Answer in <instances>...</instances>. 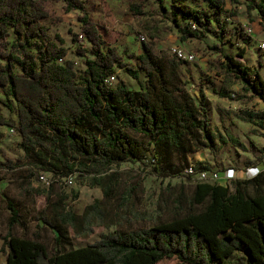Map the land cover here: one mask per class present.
<instances>
[{"label":"trees","instance_id":"16d2710c","mask_svg":"<svg viewBox=\"0 0 264 264\" xmlns=\"http://www.w3.org/2000/svg\"><path fill=\"white\" fill-rule=\"evenodd\" d=\"M153 1L161 19L177 29L183 42L212 35L223 44L229 33V39L242 40L244 46L236 54L224 53L219 44L212 46L225 58L222 85L214 92L231 100L257 98L264 103V76L245 61L251 35L238 26L230 32L218 16L227 12L224 0ZM246 1L249 12H258L264 29V0ZM51 2H62L66 13L80 12L86 38L77 48L85 63L81 72L68 58L63 38H52L45 24L46 19H62L51 13ZM102 3L104 21L97 22L86 0H0V91L5 96H0V125L17 132L23 151L19 166L26 167L29 178L41 172L54 178L48 205L36 210L30 236L16 231L17 226L26 228L28 221L18 202L7 197L10 216L0 235L6 264H157L164 259H177L175 264H229L236 252L247 264H264V168L227 184L200 180L189 201L179 200L170 218L160 215L146 225L134 224L114 204L123 197L116 172L110 171L114 165L140 160L159 176L178 174L191 164L195 174L212 172L206 160L190 162L193 151L215 149L218 142H242L230 127L225 132L213 128L204 87L199 86L198 96L189 91L181 72L188 61L158 51L159 36L153 28H147L151 40L142 42L140 54L121 53L109 43L117 17L107 1ZM129 9L138 20L147 15L145 0H131ZM125 55L137 63L129 64ZM118 69L137 80L140 88H130L118 77ZM113 75L117 80L108 82ZM238 83L237 94L233 86ZM4 106L17 119L6 116ZM236 115L264 129V107L242 109ZM17 164L6 156L0 170L6 167L17 174ZM68 176L101 187L103 198L82 213L66 203L67 194L53 202L54 186ZM23 192L29 193L25 185ZM79 195L74 191V198ZM98 226L109 230L101 231L92 243L74 246V239L91 236ZM113 226L117 228L111 231ZM45 227L55 233L51 249L44 240Z\"/></svg>","mask_w":264,"mask_h":264},{"label":"rangeland","instance_id":"374dc122","mask_svg":"<svg viewBox=\"0 0 264 264\" xmlns=\"http://www.w3.org/2000/svg\"><path fill=\"white\" fill-rule=\"evenodd\" d=\"M113 8L117 22L114 31L108 36L109 43L117 45L119 51L123 53L139 52L142 46L141 34L147 36V41L151 40L147 28H153L159 36L155 39L156 48L160 52H166L172 55V48L180 46L196 54L195 60L186 62L181 67L183 78L190 92L198 96L199 86H203L209 99V115L211 125L216 130L225 132L226 127H230L232 133L240 139L241 146H235L232 143H217L215 149L202 148L193 151L190 156V162L206 160L210 163L212 172H218L221 178L211 179L210 182L227 184L232 178H247L253 176L258 170L264 168V129L258 128L252 123L240 119L236 113L242 109L261 110L264 103L259 99H227L222 98L214 92V88H220L222 85V64L225 61L224 56L212 46L219 44L223 46L224 53L236 54L238 48L244 46L240 39H229L230 33L224 38L223 44L212 35H208L202 40L190 39L185 42L179 38L177 29L171 28V23L163 21L159 12L158 4L153 0H145V10L147 15L140 20L134 17L129 9L131 0H105ZM227 12L218 14L225 19L231 32L233 27H241L243 32L251 35L252 41L247 45L245 61L252 67H258L264 76V49L259 44L264 41V29L261 25V18L257 11L249 12L246 0H224ZM62 2H51L49 8L53 16L61 17V21L52 22L45 20L49 27V33L52 38H63L65 45L69 48L68 58L76 61L79 72L85 69L84 58L77 53V48L84 46L85 41L80 40L81 22L79 20V11H64ZM86 6L93 19L97 22L104 21V9L102 0H86ZM202 6L206 7L205 2ZM235 15H231V14ZM14 36H11V39ZM77 39L75 40V38ZM87 47L90 44L85 43ZM33 48V47H31ZM89 57H93L90 53ZM125 60L135 65L136 59H130L127 55ZM119 78L125 79L128 86L132 89H139L140 84L124 70L118 69ZM141 79L145 82L143 73ZM241 85L235 84L233 91L237 94ZM0 96H5L0 91ZM222 109V110H220ZM3 113L6 116L17 119V115L11 112L7 107H3ZM20 138L17 132H11L8 127L0 125V160H5L8 156L16 163L21 165L20 160L23 151L19 148ZM258 167L253 171L252 168ZM13 170H0V235L5 232L10 210L7 203V197L14 198L25 217L28 225L26 228L16 227L20 235L30 236L35 228L36 221L34 216L36 210L42 209L48 205L47 195L49 189L46 188L35 174L29 178V171L26 167L19 166ZM110 171L116 172L120 189V196L114 204L126 216L132 218L134 224H150L154 218L168 219L171 217L170 211L178 205V201L188 202L193 188L200 180L196 175H190L185 171L171 176H159L155 174L147 162L140 160H128L120 165H114ZM26 178V181H25ZM28 178V179H27ZM29 190V193L23 192V186ZM78 190L80 195L74 198V191ZM67 194V204L75 211L82 213L85 207L95 201L97 198H103L101 187H92L87 181L78 177H73L72 184H57L54 186L52 200ZM159 216V217H158ZM117 226H113L111 231ZM95 233L91 236H79L74 239L73 244L76 247L92 243L99 239L101 231H108L104 226L95 228ZM44 240L51 249L54 243L55 233L52 229L45 227L43 229ZM0 237V248L2 247ZM177 259H164L157 264H175ZM0 264H6V255L0 253ZM229 264H247L245 257L238 253L229 258Z\"/></svg>","mask_w":264,"mask_h":264},{"label":"built area","instance_id":"2783aa9c","mask_svg":"<svg viewBox=\"0 0 264 264\" xmlns=\"http://www.w3.org/2000/svg\"><path fill=\"white\" fill-rule=\"evenodd\" d=\"M79 36H80V40L81 41H85L86 40V38H85V36L83 35L82 32L79 34ZM140 37H141V41H147V36L146 35L141 34ZM259 46H260V48L264 49V41H262L259 44ZM171 52L177 58L184 59V60H186L188 62H191V61L195 60V58H196V54L194 52L188 51L185 48L180 47V46H174L172 48ZM116 80H117V78L114 75L110 76V78L107 79V81L110 82V83H113ZM9 130L11 132H15L14 128H9ZM193 166H194V164H191V166L188 167V169H186V172L188 174L196 175L199 180L210 181L211 179L218 180V179L221 178V175L218 172L202 171L199 174H195ZM252 169H254V168H252ZM38 179L48 189L50 188V186L52 185V183L54 181V178L50 174L43 173V172H41L38 175ZM63 183L66 184V185L72 184L73 183V176L65 177L63 179V181L60 182V184H63Z\"/></svg>","mask_w":264,"mask_h":264},{"label":"crops","instance_id":"0c3cea01","mask_svg":"<svg viewBox=\"0 0 264 264\" xmlns=\"http://www.w3.org/2000/svg\"><path fill=\"white\" fill-rule=\"evenodd\" d=\"M141 51H142V48L140 47L139 52H137V54H140ZM254 170H255V169H253V171H254ZM238 253H239V252H236V255H237Z\"/></svg>","mask_w":264,"mask_h":264}]
</instances>
